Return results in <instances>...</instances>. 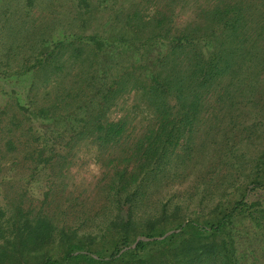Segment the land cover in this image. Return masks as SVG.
<instances>
[{"label": "trees", "instance_id": "trees-1", "mask_svg": "<svg viewBox=\"0 0 264 264\" xmlns=\"http://www.w3.org/2000/svg\"><path fill=\"white\" fill-rule=\"evenodd\" d=\"M76 2L0 106V264H264V0Z\"/></svg>", "mask_w": 264, "mask_h": 264}, {"label": "rangeland", "instance_id": "rangeland-1", "mask_svg": "<svg viewBox=\"0 0 264 264\" xmlns=\"http://www.w3.org/2000/svg\"><path fill=\"white\" fill-rule=\"evenodd\" d=\"M76 3V0H0V106L15 99L13 90L22 95V87L26 85L16 83L15 71L25 66L26 60L33 61L38 44L56 40L63 33L103 30L104 4L98 6L99 13L93 19L81 26L79 21L72 22L82 11L76 8Z\"/></svg>", "mask_w": 264, "mask_h": 264}]
</instances>
